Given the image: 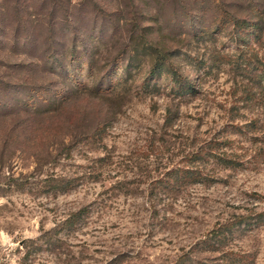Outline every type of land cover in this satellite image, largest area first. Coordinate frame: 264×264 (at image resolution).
I'll return each instance as SVG.
<instances>
[{"label":"rangeland","instance_id":"1","mask_svg":"<svg viewBox=\"0 0 264 264\" xmlns=\"http://www.w3.org/2000/svg\"><path fill=\"white\" fill-rule=\"evenodd\" d=\"M263 209L264 0H0V264H264Z\"/></svg>","mask_w":264,"mask_h":264},{"label":"trees","instance_id":"2","mask_svg":"<svg viewBox=\"0 0 264 264\" xmlns=\"http://www.w3.org/2000/svg\"><path fill=\"white\" fill-rule=\"evenodd\" d=\"M231 18L233 23L238 27L237 38H239V40H247L248 42L250 40V34H253L257 39L261 37L262 29L259 20H250L249 18L235 16L233 14H231ZM172 79L174 83L177 84L178 93H193L195 91V87L192 85L189 79L185 77L183 78L181 74L173 72ZM58 181L60 185H71L70 179H60ZM84 210H86V207H81L78 210L71 211L69 215L63 220V226L66 228L73 227L74 224H76V222H78V220H80V218L84 216V213H86ZM236 219H238V224L244 223L247 226L261 224L264 222V209L261 211H256L252 214H244L240 216L237 215ZM233 226L234 220L218 221L211 229L203 234L197 244L201 245V248L203 246L206 249L218 248L217 246L221 245V243H223V241H225L227 237L231 238L230 235L233 231ZM60 230L61 229L56 227L44 229L43 231H41L37 239L41 240V242L43 241L47 244H51L54 241L55 235L58 234ZM22 246L25 248V255L28 256L37 248H39L41 246V243H38L37 240L30 238L27 239L26 243L24 242Z\"/></svg>","mask_w":264,"mask_h":264}]
</instances>
